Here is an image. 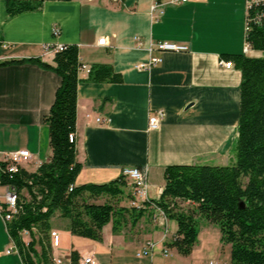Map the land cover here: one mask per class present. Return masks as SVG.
Listing matches in <instances>:
<instances>
[{"label": "crops", "instance_id": "0c3cea01", "mask_svg": "<svg viewBox=\"0 0 264 264\" xmlns=\"http://www.w3.org/2000/svg\"><path fill=\"white\" fill-rule=\"evenodd\" d=\"M244 3L42 0L36 9L11 16L7 0H0V55L5 60L25 59L0 65V151L28 150L30 157L23 167L29 172L49 159L48 126L43 118L60 78L27 59L54 65L55 52L46 50V44H76L80 63L108 64L122 77L120 83L93 82L88 74L78 73L75 154L82 167L77 185L105 183L122 176L125 167L147 166L151 200L161 194L167 165L233 164L241 72L235 65L226 68L218 62L231 60L226 54L243 53ZM103 36L108 44L98 45ZM158 40L185 44L188 49L149 50L150 43ZM244 55L258 57L262 52L252 49ZM152 56L161 61L147 69L136 68ZM158 110H163L164 117L158 128L148 130V118ZM155 213L153 207L145 206L134 224L127 222L117 232L109 222L102 228L101 240L59 230L51 219V231L60 237L54 252L49 242L52 259L60 254L70 262L75 250L79 256L92 252L97 264L230 263V245L221 241L217 226L200 221L192 251L182 255L167 246L176 234V221L167 218L165 229L154 222ZM148 240L155 241L156 248L137 256ZM34 248L39 252L37 244ZM0 264H23L1 214Z\"/></svg>", "mask_w": 264, "mask_h": 264}, {"label": "trees", "instance_id": "16d2710c", "mask_svg": "<svg viewBox=\"0 0 264 264\" xmlns=\"http://www.w3.org/2000/svg\"><path fill=\"white\" fill-rule=\"evenodd\" d=\"M42 0H7L6 10L13 16L36 9ZM264 15V5L259 6ZM247 40L261 56L226 54L241 72L239 117L234 143L235 161L230 165L170 164L163 170L164 186L158 199L141 208L123 207L90 199L119 198L127 182L123 175L105 183L76 184L81 163L76 160V89L78 47L65 44L55 51L54 65L39 58L27 61L51 69L60 78L53 101L43 121L48 126L51 155L34 172L24 168L12 176L2 174L3 183L18 192V207L6 222L8 234L23 264H55L51 256L49 232L56 211L69 220L71 234L101 240L102 228L111 222L117 232L127 222L134 224L153 204L167 218L176 221L177 230L167 246L188 255L196 243L199 223L205 220L218 227L221 241L230 245L229 264H264V25L251 24ZM20 60H3L0 65ZM87 79L120 83L122 77L111 65L93 64ZM25 189L30 198L21 195ZM240 202L243 206L240 207ZM185 203L186 205H183ZM152 207V206H151ZM128 216V217H127ZM31 232L27 243L20 231ZM32 229L36 230L37 238ZM33 234V235H32ZM39 244V252L34 246ZM79 254L70 253V264H78Z\"/></svg>", "mask_w": 264, "mask_h": 264}, {"label": "built area", "instance_id": "2783aa9c", "mask_svg": "<svg viewBox=\"0 0 264 264\" xmlns=\"http://www.w3.org/2000/svg\"><path fill=\"white\" fill-rule=\"evenodd\" d=\"M184 2L186 0H174ZM264 5V0H245L244 9H245V19H244V43L242 51L244 54L248 53L252 50L250 42L247 40V34L250 30L251 24H263L264 25V15L259 10V6ZM151 10H157V4L153 3L151 5ZM160 12V11H159ZM58 28L53 29L54 34H58ZM137 39V38H136ZM98 45H106L108 44L106 41V37L103 36L97 41ZM65 44H56L50 45L46 44L44 48L46 50L57 51L63 49ZM158 50V51H186L188 47L185 44L170 42V41H154L150 43L149 50ZM5 60V57L0 55V61ZM161 61L160 57L152 56L150 57L149 62L137 64L136 68L138 69H147L149 66H154ZM220 65L230 68L234 65V63L229 61H223L222 59L218 62ZM90 71V66L87 64H80L78 67V73L84 72L88 74ZM164 117L163 110H158L155 113H152L148 118L147 129L153 130L158 128L161 120ZM96 121L102 122L100 118H96ZM69 139L74 140L76 142L75 133L69 134ZM30 157V153L26 149L21 150H12L1 152L0 151V188H2V192L0 193V214L3 220L6 222L10 221L13 216V211L18 207V192L16 188L8 183H3L1 180L2 174H8L12 176L17 173L20 168H23V162ZM122 175L125 179L129 181L132 187V200L130 204L132 207L141 208L144 206L148 199V168L147 166L139 167H125L122 171ZM155 210V216L153 220L155 223L165 228L167 217L163 213V211L157 206L150 204ZM166 229V228H165ZM23 236H25L29 241L31 240V232L29 230L23 229L21 230ZM34 231V229H32ZM49 242H52V249H58L60 247V237L57 231L52 230L49 233ZM156 248V242L153 240H148L144 243L142 249L136 253L137 256L151 254L153 250ZM10 250H7L9 252ZM163 253L167 254V250L164 248ZM54 254V253H53ZM56 264H70V262H66L62 259L60 254H55ZM78 264H97V260L94 257L92 252H88L84 255L79 256ZM208 264H228L227 262L220 261L219 263L215 261H210Z\"/></svg>", "mask_w": 264, "mask_h": 264}, {"label": "rangeland", "instance_id": "374dc122", "mask_svg": "<svg viewBox=\"0 0 264 264\" xmlns=\"http://www.w3.org/2000/svg\"><path fill=\"white\" fill-rule=\"evenodd\" d=\"M125 180H126L127 184H126V186L123 189L124 193H123V195L121 197L116 199V198H111V197H108V196H103V197H100L98 199H90L89 201L90 202H95V203L110 202L113 205H117V206H123V207H127V208L128 207H132L131 204H130V201L132 200V187H131V184H129V181L127 179H125ZM21 195L24 196L27 199L30 198L29 194L27 193V191L25 189H23L21 191ZM51 219H52V225L55 228H57L59 230H62V231L68 229L67 225L69 223V220L67 218L61 217L60 214H59V211H56ZM50 232H51V230H50ZM33 234L37 235L36 230L33 231ZM37 245L39 246L38 243H37ZM54 263L56 264V261H54Z\"/></svg>", "mask_w": 264, "mask_h": 264}, {"label": "bare ground", "instance_id": "6f19581e", "mask_svg": "<svg viewBox=\"0 0 264 264\" xmlns=\"http://www.w3.org/2000/svg\"><path fill=\"white\" fill-rule=\"evenodd\" d=\"M15 212H16V208L14 209L13 213H15ZM20 233L23 235L22 231H20Z\"/></svg>", "mask_w": 264, "mask_h": 264}, {"label": "water", "instance_id": "95a60500", "mask_svg": "<svg viewBox=\"0 0 264 264\" xmlns=\"http://www.w3.org/2000/svg\"><path fill=\"white\" fill-rule=\"evenodd\" d=\"M239 206L242 207L243 206V202H240Z\"/></svg>", "mask_w": 264, "mask_h": 264}]
</instances>
